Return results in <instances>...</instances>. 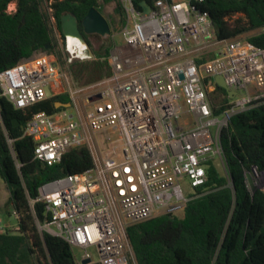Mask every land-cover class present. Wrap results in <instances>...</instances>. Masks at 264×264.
I'll use <instances>...</instances> for the list:
<instances>
[{"label": "built area", "instance_id": "built-area-1", "mask_svg": "<svg viewBox=\"0 0 264 264\" xmlns=\"http://www.w3.org/2000/svg\"><path fill=\"white\" fill-rule=\"evenodd\" d=\"M119 2L125 22L122 44L112 33L106 36L114 44L109 77L77 85L58 56L47 52L0 72V96L17 110L48 99L47 88L52 97L70 99L53 114L33 115L24 136L34 142V159L47 166L60 164L71 149L91 152L90 169L48 183L37 199L29 198L34 214L36 203L44 204L39 231L80 249L78 264H131L127 229L185 212L193 199L187 191L208 182L209 160L220 161L227 175L222 131L235 115L264 101V49L247 40H219L210 14L201 10L205 0H156L149 14L132 0ZM66 49L70 62L90 59L78 43L66 42ZM217 76L236 92L233 98ZM4 134L16 159L14 140L6 129ZM248 174L258 176L257 168Z\"/></svg>", "mask_w": 264, "mask_h": 264}, {"label": "trees", "instance_id": "trees-1", "mask_svg": "<svg viewBox=\"0 0 264 264\" xmlns=\"http://www.w3.org/2000/svg\"><path fill=\"white\" fill-rule=\"evenodd\" d=\"M155 1L132 0L139 10L143 3L154 6ZM13 3L16 9L9 12ZM111 3H116V8L107 17L104 7ZM200 7L210 14L219 40L256 32L246 40L264 49V0H205ZM92 8L99 10L116 30L125 22L119 0H0V72L36 52L61 57L56 51L58 41L51 19L66 43L62 17L75 16L83 32L82 22ZM235 16L239 18L231 22ZM83 35L94 60L73 71L76 80L87 76L86 83L90 84L111 75L106 58L114 44L109 43L104 53L98 52L93 49L91 37L102 36ZM58 102L67 104L70 99L67 95L53 96L17 110L6 97L0 96V180L9 193L5 204L8 217L13 211L18 214L16 229L0 232V264H78L66 241L39 231L36 220L45 221L44 204L36 203L35 214L29 204V198H38L42 186L85 172L93 165L87 147L71 149L54 166L34 159V142L24 136V128L37 113L57 112ZM217 106L215 98L213 107L219 114L222 109ZM4 129L14 140L16 159ZM221 146L227 175L221 173L216 160L206 162L208 182L194 190L183 217L160 215L127 229L134 255L131 264H264V191L251 192L247 185L253 167L264 172V101L233 117L222 131Z\"/></svg>", "mask_w": 264, "mask_h": 264}, {"label": "rangeland", "instance_id": "rangeland-1", "mask_svg": "<svg viewBox=\"0 0 264 264\" xmlns=\"http://www.w3.org/2000/svg\"><path fill=\"white\" fill-rule=\"evenodd\" d=\"M115 8H116V3H111V4L106 5L104 7V15L107 17L112 16L114 14ZM15 9H16V4L13 3L9 6L8 11L13 12V11H15ZM45 9L48 11V8L46 6H45ZM238 18H239V16H235L231 22L235 21ZM51 26L54 29L53 34L58 41V46H57L56 51H58L61 54V57H58V59H59V64H60L62 71L69 73L77 85L88 84V83H86L87 82V76L83 77V79L80 78V80H76V78H75L76 76L74 74V71H78L81 66L86 67L94 59H91V58L90 59H75L72 62H70V60H69L70 56H69L67 49H66V43L63 42L61 34L58 31V29H56L55 21L53 19H51ZM110 28H111L112 35L115 36V42L118 45L122 44V37L119 34L120 28L118 30L114 29L113 27H110ZM254 33H256V32L246 33V34H244V35H242L236 39L246 40L247 37L254 35ZM91 43H92L94 50L104 53V49L106 48V46H108L109 43H113V40H112V38H109V37L108 38L107 37H101V38L91 37ZM107 58H106V61H107ZM103 59H105V58H103ZM217 166H218L219 170L221 171V173L224 175L225 174L224 169H223L220 161H217ZM247 185H248V188L251 192H253L256 189H260V190L264 191V174H261L259 171H258V176L248 174ZM187 192H188V194H190V193L193 194L192 189H189ZM8 197H9V193H8L7 188H6V185L2 180H0V226H4V228L6 227V229L15 230L16 227L18 226V221L12 212H11V216L8 217L7 210L5 208V204H6V201L8 200ZM177 216L183 217L184 212L180 213ZM71 249H72L74 256L77 259H79L82 255L80 249L75 248V247H72ZM91 253L93 255L94 262L98 261L97 250L91 249Z\"/></svg>", "mask_w": 264, "mask_h": 264}, {"label": "water", "instance_id": "water-1", "mask_svg": "<svg viewBox=\"0 0 264 264\" xmlns=\"http://www.w3.org/2000/svg\"><path fill=\"white\" fill-rule=\"evenodd\" d=\"M142 7L147 14H149L152 10V8L146 3H143ZM61 25L63 35L66 38V42L73 41V44L78 43L82 45L89 53L91 59H94V54L89 44L87 43L83 33L86 35L97 34L102 37H106L111 34V28L107 19L103 16V14H101L99 10L95 8L90 9L88 14L84 18L82 22L83 32L80 29L77 18L71 14H67L62 17ZM49 47L50 45H48V48ZM216 82L220 88L227 90V85L222 76H217ZM228 93L232 98L236 94V92L233 91H228ZM47 96L49 98L52 97V92L49 88H47ZM95 99H98V97H96ZM60 107H69V104L58 103V105H56V108ZM83 264H91V260H84Z\"/></svg>", "mask_w": 264, "mask_h": 264}, {"label": "bare ground", "instance_id": "bare-ground-1", "mask_svg": "<svg viewBox=\"0 0 264 264\" xmlns=\"http://www.w3.org/2000/svg\"><path fill=\"white\" fill-rule=\"evenodd\" d=\"M70 45H71V46L73 45V41H70Z\"/></svg>", "mask_w": 264, "mask_h": 264}]
</instances>
